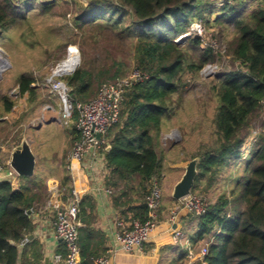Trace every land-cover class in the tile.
I'll list each match as a JSON object with an SVG mask.
<instances>
[{
    "label": "trees",
    "instance_id": "1",
    "mask_svg": "<svg viewBox=\"0 0 264 264\" xmlns=\"http://www.w3.org/2000/svg\"><path fill=\"white\" fill-rule=\"evenodd\" d=\"M217 1L0 0V44L4 37L12 41V33L17 30L18 42L27 49L35 50L44 45L45 59L39 67L59 59L61 52L58 51L75 44L77 37L82 47L85 46L88 34L94 44H98L103 33L111 32L120 43L121 53H125V43L128 44L135 69L147 77L126 90L119 120L109 127L107 146L102 153L109 171L108 186L123 185L119 190L123 194L131 185H137L138 204L131 207L132 219L144 221V199L151 179L161 184L165 176L173 172L163 165L166 154L157 150L156 137L177 124L184 101L185 75L189 73L191 78H196L216 58L209 46L200 48L198 55L190 56L186 46L199 51V37L187 36L186 46L178 44L176 38L187 35L195 21L206 28L231 29L225 45L226 55L238 62L241 69L229 70L217 78L213 139L209 144H201L195 154L174 145L172 155L175 152L177 155L170 161L199 157L191 189L196 195L209 192L219 183L221 174L230 169L224 181L228 186L233 185L230 196L221 193L212 202L206 200L204 214L188 215V227L182 229L188 233L193 249L201 242L208 244L204 261L191 264H264V0H222L219 4ZM249 1H254L255 6L245 12ZM58 8L65 12L57 13ZM55 14L63 19L70 14L67 21L72 25L63 23L44 32L36 29L39 17ZM126 69L124 60L117 55L104 53L101 58H92L82 48L80 65L60 79L68 87V97L73 103L86 102L97 94L103 83L123 78ZM14 78L16 97H27V109L19 121L30 123L39 117L37 111L42 105L39 88L29 72H19ZM14 105L7 92L0 91V118L10 113ZM76 118L77 113H74V123L63 132L65 141L69 138L71 144L79 139ZM258 121L259 130L255 131L253 125ZM32 129L38 135L34 136L35 144L44 138L43 148L38 146L40 152L48 148L51 154L59 155V136L52 135L57 128L44 125ZM249 137L253 140L244 157L242 149ZM44 153L43 167L37 166L32 177H24L28 184L15 189L7 179L0 181V264H17L22 256L26 260L29 252L33 260L23 264L39 263L40 244L29 239L35 227L30 211L49 198L45 169H59L62 200L66 201L70 195L66 154L59 157L58 167L54 168L49 158L51 154ZM175 201L171 194L162 195L160 208H169ZM186 253L184 249L177 264H183ZM89 263L86 258L84 264Z\"/></svg>",
    "mask_w": 264,
    "mask_h": 264
},
{
    "label": "crops",
    "instance_id": "2",
    "mask_svg": "<svg viewBox=\"0 0 264 264\" xmlns=\"http://www.w3.org/2000/svg\"><path fill=\"white\" fill-rule=\"evenodd\" d=\"M35 85V84H34ZM36 86V85H35ZM39 88V86H36ZM40 100L42 105L38 109V118L30 121L36 122L41 119L45 122V126H51V123L56 121V110L59 108L53 101L49 92L39 88ZM19 102H15L12 111L8 114H3L0 120V162L4 165L9 164L11 159V152L13 148L21 143L22 138L18 141L11 140V137L7 136V132L12 131V121L15 123L23 122L19 121L20 116L27 109V97L19 99ZM46 120V121H45ZM36 129H40L39 126ZM35 156V169L37 163V155L33 143L26 140ZM33 145V147H32ZM173 149H168L164 154L166 157L163 160L164 167L173 169V172L165 176L166 181H172L171 191L176 182L180 179L184 172V166L188 161H170L172 159ZM52 167H58L59 155L51 154L49 156ZM99 159L94 164L92 170L89 167L90 157H84L81 162L71 161L69 162L67 156L65 160L68 165L67 168L70 172L71 187L75 188L81 197L79 219L81 227L79 229V244L81 247V259L84 264V260L88 258L89 264H94L93 260L103 254L107 253L108 248L111 245L112 234L115 229L116 218H120L125 222H130L132 219L131 207L137 203L139 197V191L137 185H131L123 191V194L119 191L123 185L118 188L108 186L106 180L108 179L109 171L105 166L104 154L100 152ZM46 175V188L49 192V186L56 183L59 190V169L49 171L45 169ZM35 172V170H34ZM10 181L11 185L15 188H21L28 184V180L15 177L8 179L4 175L0 174V181ZM112 190L111 194H107L105 189ZM50 193V192H49ZM122 194V195H121ZM120 195V196H119ZM62 196H54L49 194V198L37 203L30 211L31 218L34 222L33 233L29 236V239H34L40 244V259L38 264H62L57 263L54 260L56 254L64 255L65 250L63 244L55 237L53 230L54 210L48 206V204H62ZM174 204V203H173ZM169 208H160V217L156 229L152 232L149 240L145 243L143 252L126 253L116 250L113 253H107L109 257V264H177L184 252L185 247H191L190 238L188 233L182 231L183 228L188 227V215L181 211L178 214V219L174 224L167 222L166 217ZM180 230L182 238L180 241L175 242L173 239V230ZM190 233H192L190 231ZM32 253H28L26 260L20 257L17 264H23L24 261H31ZM178 261V262H177ZM183 264H187V259L182 260Z\"/></svg>",
    "mask_w": 264,
    "mask_h": 264
},
{
    "label": "rangeland",
    "instance_id": "3",
    "mask_svg": "<svg viewBox=\"0 0 264 264\" xmlns=\"http://www.w3.org/2000/svg\"><path fill=\"white\" fill-rule=\"evenodd\" d=\"M82 3H85V0H79ZM218 4L222 2V0L217 1ZM253 6H255L254 1H249L247 6L245 7V12L250 11ZM57 13L65 12L58 8L56 10ZM70 17V14L63 19L61 16H57L56 14L48 17L42 18L39 17L36 23V29L44 32L47 31V28L59 27L63 23H67L68 26H71L72 23L67 18ZM43 20V21H42ZM232 32L231 29H221L220 27H204L200 22L195 21L189 27V32L187 35L176 38V42L181 44L182 46H186V38L187 36H197L201 40V45L198 49L195 50L191 46H186L188 49L190 56L198 55L200 52V48L209 46L212 47L214 54H216V58L213 64L207 65L204 67L196 78H191L190 74L187 73L185 75L186 79V87L183 94L184 101L181 107V114L176 119V126H174L171 130L167 132H163L162 134L156 137L157 142V150L161 153H165L168 149L172 148L174 145L178 144L181 147L187 149L189 154H195L201 144H209L213 139V126H212V118L214 116L215 108H216V96L214 86L218 85V76L224 72L234 69H241L238 62L231 61L230 57L226 55V41L229 40ZM13 39L4 37L1 40L0 44V54L4 56V58L0 61V91L2 93L7 92L11 99L14 102H19L20 98L15 96L17 92L15 86V75L19 72H29L35 79V85L39 86V88L44 89L46 92H49L53 101L59 107V101L55 92H53L49 85L45 83V79L51 74L52 70L56 67L57 64L61 63L63 60L67 58L68 49L72 46L76 47L79 63L81 62V50L82 48L85 52L92 58H101L104 53H109L112 56H119L121 60H124L127 65V69L124 73V77L130 74L136 67L133 64L128 51V44L125 43V53H121L120 43L115 39L114 34L111 32L103 33L100 38L98 44H94L92 37L90 34L86 35L87 39L86 45L82 47L81 40L76 38L77 42L75 44H70L66 46L64 49L62 48L60 51L56 50L55 52H61L58 54L60 57L56 61L48 62L45 67H39L41 61L45 59L42 55L44 49L45 38L42 39L43 46H38L35 50H29L24 47L23 44L18 42V32L15 30L12 33ZM61 36V34H60ZM68 37H73V35H69ZM84 43V42H83ZM106 51V52H105ZM57 54V53H56ZM55 60V59H54ZM76 67V68H77ZM56 110V121L55 123H51V126L57 128V132L52 133V135L59 136V157L63 156L70 152L72 144L69 141H65V136L63 134L65 128L73 124V121H69L67 125H64L59 122L60 118V109ZM46 121V120H45ZM45 122L39 119L36 122L26 123H15L12 121V131L7 132V136L11 137V140L18 141L22 138H26V140L33 143L36 155H37V165L38 168H42V161L45 159L44 152L47 154L50 152L48 148H44L42 152L38 149L39 145L42 147L44 145V138H40L39 143H34L35 134L34 129L37 126L40 128L44 126ZM255 131L259 130V121L253 125ZM253 138L249 137L246 141L245 146L243 147L244 157L248 155V148L252 142ZM46 142V141H45ZM66 143V144H65ZM32 145V147H33ZM46 145L49 147L50 143L47 142ZM43 148V147H42ZM174 152V151H173ZM51 154V152L49 153ZM177 153L171 154L172 158L175 157ZM44 157V159H43ZM191 160V159H190ZM41 161V162H40ZM40 162V164H39ZM40 168V169H41ZM230 169L227 168L221 177L218 178L219 183H215L213 188L209 192H204L200 194L203 196L207 202L214 201L221 193H226V195L230 196V190L232 186H228L224 184L226 177L229 175ZM15 177L23 178L21 176L16 175ZM173 185L172 181L166 179L164 182H161L163 196H168L171 194V186ZM205 243L201 242L198 247L203 246ZM197 247V248H198Z\"/></svg>",
    "mask_w": 264,
    "mask_h": 264
},
{
    "label": "built area",
    "instance_id": "4",
    "mask_svg": "<svg viewBox=\"0 0 264 264\" xmlns=\"http://www.w3.org/2000/svg\"><path fill=\"white\" fill-rule=\"evenodd\" d=\"M66 59L56 65L51 74L45 79V83L55 92L59 101L60 123L67 125L69 121H72L73 114L77 113L75 127L79 132V139L72 143L71 150L67 154L68 161L81 162L84 157H90L89 167L92 170L95 162L99 159L100 152L107 146L106 135L109 127L119 120L121 104L126 90L135 82L146 79L147 76L140 70L134 69L123 78L103 83L92 99L86 102L73 103L68 97V87L60 79L63 75L72 72V70L67 71L61 68ZM98 134L100 135L99 138H97ZM0 174L8 179H13L17 175L9 164L4 165L1 162ZM49 192L51 195L61 196L56 183L49 186ZM105 192L111 194L112 190L106 188ZM162 195L161 184L158 180L152 178L144 199L146 219L144 221L134 219L125 222L117 217L111 245L107 253H113L116 250L126 253H141L144 251L145 243H147L159 222ZM80 203V193L75 188H71L70 195L65 202L55 205L48 204L54 210V235L63 244L65 250L64 255L56 254L54 256L57 263L82 264L79 244ZM206 206L207 202L203 196L190 193L188 196L174 202L167 213L166 220L168 223L174 224L181 211L187 215L198 217L204 214ZM181 238L182 233L180 230L174 229V241L179 242ZM26 241L24 240V243ZM207 246L208 244H204L197 249L185 247L187 264L196 261L203 262L208 252ZM107 253L96 257L93 263L109 264Z\"/></svg>",
    "mask_w": 264,
    "mask_h": 264
},
{
    "label": "water",
    "instance_id": "5",
    "mask_svg": "<svg viewBox=\"0 0 264 264\" xmlns=\"http://www.w3.org/2000/svg\"><path fill=\"white\" fill-rule=\"evenodd\" d=\"M75 69L76 67L72 70V72ZM99 137L100 135L98 134L97 138ZM198 162L199 157H195L189 160L184 166L183 174L173 186L171 191V197L174 200H180L191 193V189L197 174ZM9 165L18 176L30 178L34 175L35 156L25 139H23L19 145L13 148Z\"/></svg>",
    "mask_w": 264,
    "mask_h": 264
},
{
    "label": "bare ground",
    "instance_id": "6",
    "mask_svg": "<svg viewBox=\"0 0 264 264\" xmlns=\"http://www.w3.org/2000/svg\"><path fill=\"white\" fill-rule=\"evenodd\" d=\"M4 58V56H2L0 54V61L1 59ZM79 63V57H78V52L76 47L72 46L68 49V55H67V59L66 61L63 63L62 65V70H73L75 67H77Z\"/></svg>",
    "mask_w": 264,
    "mask_h": 264
}]
</instances>
